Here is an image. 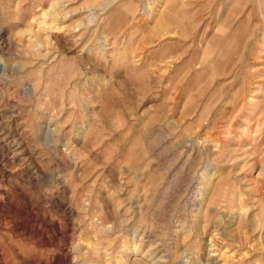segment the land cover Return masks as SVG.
I'll return each mask as SVG.
<instances>
[{"label":"rangeland","instance_id":"374dc122","mask_svg":"<svg viewBox=\"0 0 264 264\" xmlns=\"http://www.w3.org/2000/svg\"><path fill=\"white\" fill-rule=\"evenodd\" d=\"M0 30V264H264V0H0Z\"/></svg>","mask_w":264,"mask_h":264},{"label":"bare ground","instance_id":"6f19581e","mask_svg":"<svg viewBox=\"0 0 264 264\" xmlns=\"http://www.w3.org/2000/svg\"><path fill=\"white\" fill-rule=\"evenodd\" d=\"M2 33V30H0V34ZM1 60V59H0ZM0 64H2V62H0ZM50 132V130H49ZM52 134V132H50ZM50 134V135H51ZM39 170V169H38ZM13 171V170H12ZM7 206V205H6ZM67 207V206H66ZM5 208L8 207H4V205L0 204V212L5 211ZM75 212V211H74ZM5 213V212H4ZM17 213V212H16ZM35 215V214H34ZM74 224V223H73ZM2 245V244H1ZM73 250L72 249H66L63 251L62 256H58L59 258H57V264H74L76 263V258L75 256L73 257ZM6 255V254H5ZM77 256V255H76ZM3 258V256H2ZM2 260V259H1ZM4 260V259H3ZM5 261V260H4ZM86 263V262H85ZM77 264V263H76Z\"/></svg>","mask_w":264,"mask_h":264}]
</instances>
